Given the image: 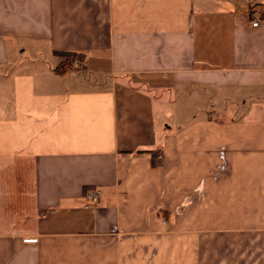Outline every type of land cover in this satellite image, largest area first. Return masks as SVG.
I'll use <instances>...</instances> for the list:
<instances>
[{
	"label": "crops",
	"instance_id": "0c3cea01",
	"mask_svg": "<svg viewBox=\"0 0 264 264\" xmlns=\"http://www.w3.org/2000/svg\"><path fill=\"white\" fill-rule=\"evenodd\" d=\"M0 264H264V0H0Z\"/></svg>",
	"mask_w": 264,
	"mask_h": 264
},
{
	"label": "built area",
	"instance_id": "2783aa9c",
	"mask_svg": "<svg viewBox=\"0 0 264 264\" xmlns=\"http://www.w3.org/2000/svg\"><path fill=\"white\" fill-rule=\"evenodd\" d=\"M259 14H257L256 12H253L249 19H248V22H249V25L252 27V28H256L258 27V24H259ZM161 157L158 156L157 159H160ZM100 195H101V192L100 190L98 189H92V190H88L86 191L84 197L86 199V201L88 202V204L92 207V206H97L100 202ZM84 208H89V206H85ZM37 240L35 239H27L25 240L24 242L26 243H36Z\"/></svg>",
	"mask_w": 264,
	"mask_h": 264
},
{
	"label": "rangeland",
	"instance_id": "374dc122",
	"mask_svg": "<svg viewBox=\"0 0 264 264\" xmlns=\"http://www.w3.org/2000/svg\"><path fill=\"white\" fill-rule=\"evenodd\" d=\"M71 57V56H70ZM72 57H74V56H72ZM174 96L176 97V98H178V96H177V93L175 92L174 93ZM177 103V102H176Z\"/></svg>",
	"mask_w": 264,
	"mask_h": 264
},
{
	"label": "trees",
	"instance_id": "16d2710c",
	"mask_svg": "<svg viewBox=\"0 0 264 264\" xmlns=\"http://www.w3.org/2000/svg\"><path fill=\"white\" fill-rule=\"evenodd\" d=\"M62 55H64V56H72V55H69V54H62Z\"/></svg>",
	"mask_w": 264,
	"mask_h": 264
}]
</instances>
